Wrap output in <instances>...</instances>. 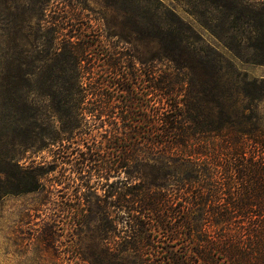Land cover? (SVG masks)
Returning <instances> with one entry per match:
<instances>
[{
    "label": "trees",
    "instance_id": "1",
    "mask_svg": "<svg viewBox=\"0 0 264 264\" xmlns=\"http://www.w3.org/2000/svg\"><path fill=\"white\" fill-rule=\"evenodd\" d=\"M50 1L0 0V27L31 31L28 13L37 5L44 11ZM77 1L91 11L87 0ZM109 3L132 35L155 44V59L138 69L133 55L105 40L90 19L84 26L67 18L48 22L50 40L39 46L54 56L44 74L50 76L39 77L44 69L31 57L9 73L20 100L19 133L33 136V147L46 141L49 147L69 141L89 114L106 115L113 126L108 169L127 174V180L112 184L115 203L125 210L139 244L152 245L147 222L152 220L160 243L175 247L167 250L164 264H264V76L233 79L228 73L236 61L264 67V0H185L195 23L163 0ZM35 96L52 100L60 129L46 127ZM213 107L217 115L204 116ZM25 110L34 127L28 135L21 130ZM138 122L148 148L143 158L136 156L139 147L126 144ZM85 155L84 166L97 162L94 153ZM2 157L6 166L0 174L8 177L2 192L19 191L14 180L27 184L21 191L40 190L42 174L7 153ZM145 158L154 160L150 172L133 178L141 175ZM132 179L142 180L128 186ZM117 244L111 252L116 260L136 248Z\"/></svg>",
    "mask_w": 264,
    "mask_h": 264
},
{
    "label": "rangeland",
    "instance_id": "2",
    "mask_svg": "<svg viewBox=\"0 0 264 264\" xmlns=\"http://www.w3.org/2000/svg\"><path fill=\"white\" fill-rule=\"evenodd\" d=\"M70 1L52 0L45 3L44 11L38 5L33 7L28 13L34 25L31 31H9L6 27H0V171L6 166L2 154L7 153L14 156L20 166L34 169L43 176L37 192L21 191L27 184L24 180H14L19 191L6 194L2 190L8 183V177L0 174V264H90L89 260L106 264H164L167 250H175V247L172 248L167 241L160 243L163 239L152 220L147 221L154 227L150 226L149 231L152 245L146 246L144 241L139 244L125 210L115 203L117 193L112 184L127 180V174L122 171L117 175L108 169L107 162L112 158L109 152L113 126L106 115L89 114L85 127L76 130L69 141H55L49 147H44L48 141L33 147V136L28 138L19 133L17 112L20 110V100L14 90V83L9 81V73L15 72L17 65L31 57V61L38 60V66L44 69L39 77L43 79L50 76L44 74L47 67L53 64L54 56H48L39 46L42 41L50 40L48 22L67 18L69 24L84 26L88 25L90 19L91 25L105 40L118 44L121 53L133 55L138 69L155 59V44L132 35L125 19L116 13L109 0H87L90 12L83 9V3ZM163 2L174 6L185 19L195 23L194 17L185 12V0ZM40 18H44V21H39ZM200 30L209 44L219 47L211 34ZM219 48L225 52L222 46ZM235 63V66L228 68L233 79L243 77L246 73L249 78L264 76V67H252L239 61ZM154 66L162 67L157 61H154ZM102 76L109 80L105 72ZM36 99L41 106L40 115L47 123L46 127L60 129L58 118L50 107L52 100L42 97ZM212 109L204 110V116H216V108ZM24 113L25 121L21 122V130L28 135L34 127L28 111ZM134 126L138 133L133 134V140L126 139V144L139 147L140 155L136 156L143 158V152H147L148 148L144 133L139 130L144 132V124L138 122ZM87 152L94 153L93 158L97 160L88 164V167L83 165ZM153 163V158H145L144 166L139 169L142 170L139 173L141 175L133 178H141L143 172H150ZM141 180H129L128 186L139 185ZM118 242L121 248L127 245L136 248L116 260L111 252ZM177 248H181V245Z\"/></svg>",
    "mask_w": 264,
    "mask_h": 264
}]
</instances>
